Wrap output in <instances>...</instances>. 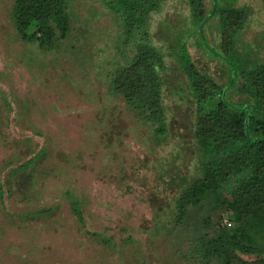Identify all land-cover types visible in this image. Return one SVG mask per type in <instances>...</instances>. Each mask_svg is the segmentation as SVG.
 <instances>
[{
	"label": "rangeland",
	"instance_id": "obj_1",
	"mask_svg": "<svg viewBox=\"0 0 264 264\" xmlns=\"http://www.w3.org/2000/svg\"><path fill=\"white\" fill-rule=\"evenodd\" d=\"M13 3L0 0V264H202L180 256L200 240L217 251L207 264H264L250 253L264 251V181L237 192L239 176L224 166L212 186L198 182L205 175L190 156L191 187L152 208L163 198L138 171L176 146L157 115H140L105 75L113 54L121 62L136 48L135 36L120 48L122 17L104 0H71L70 31L45 49L20 39ZM247 21L234 14L230 23L251 39L264 16ZM190 53L217 74L201 50ZM247 77L260 92V73ZM215 151L203 162L222 157Z\"/></svg>",
	"mask_w": 264,
	"mask_h": 264
},
{
	"label": "trees",
	"instance_id": "obj_2",
	"mask_svg": "<svg viewBox=\"0 0 264 264\" xmlns=\"http://www.w3.org/2000/svg\"><path fill=\"white\" fill-rule=\"evenodd\" d=\"M160 1L104 0L113 16L122 17L125 40L120 48L134 36L136 39L133 56L128 59L121 53L125 59L120 62L113 54L106 61L112 72L107 70L105 75L140 115L148 120L151 118L145 115L146 110L157 115L159 132L170 136L176 146L163 160L147 162L145 172L138 171L160 191L151 192L163 198L161 204L153 202L152 208L164 209L168 197L191 187L192 177L187 172L190 156L205 175L198 182L212 186L214 172L219 175L227 166L239 176L237 192L257 191L264 181V28L249 39L245 37L246 25L235 33L230 21L234 14L248 21L254 16L263 17L264 0ZM70 2L14 0L12 21L20 39L40 48H52L70 31ZM190 45L217 66L216 75L210 68H199ZM254 71L260 73L262 81L257 94L250 90L247 77ZM214 95L217 101L205 107L203 100ZM169 98L174 102L166 106ZM214 137L220 138L216 146L210 144ZM211 151L222 157L217 162H203ZM193 244L190 242L187 249L180 246L183 259L199 254L193 262L207 264L203 259L217 253L205 240ZM250 250L252 255L256 253L253 259L264 263V251Z\"/></svg>",
	"mask_w": 264,
	"mask_h": 264
}]
</instances>
